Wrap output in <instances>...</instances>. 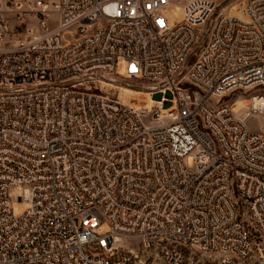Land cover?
I'll return each mask as SVG.
<instances>
[{
  "label": "built area",
  "instance_id": "obj_1",
  "mask_svg": "<svg viewBox=\"0 0 264 264\" xmlns=\"http://www.w3.org/2000/svg\"><path fill=\"white\" fill-rule=\"evenodd\" d=\"M258 114L264 0H0V264H264Z\"/></svg>",
  "mask_w": 264,
  "mask_h": 264
},
{
  "label": "rangeland",
  "instance_id": "obj_2",
  "mask_svg": "<svg viewBox=\"0 0 264 264\" xmlns=\"http://www.w3.org/2000/svg\"><path fill=\"white\" fill-rule=\"evenodd\" d=\"M230 2L231 0H219L221 6H226ZM117 74L120 76H124V65L121 61L118 62ZM249 93V91L237 90L230 93L222 100L230 104L231 112L235 116L239 117L245 110L248 109L246 98L249 96ZM117 98L121 103L131 105L134 108L151 109L156 102L155 94L148 91L138 90L133 87H124L120 89ZM165 111H167V109H165ZM246 124L250 130L261 131L264 134V115H254L247 121ZM189 166H191L190 161ZM13 206L15 213L19 215L23 214L28 208L26 205L17 200L14 202ZM105 228V224L100 225V227L98 228V232L100 234H103Z\"/></svg>",
  "mask_w": 264,
  "mask_h": 264
}]
</instances>
